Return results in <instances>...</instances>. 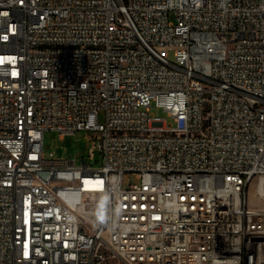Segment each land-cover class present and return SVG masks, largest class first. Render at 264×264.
Masks as SVG:
<instances>
[{
    "label": "built area",
    "instance_id": "obj_1",
    "mask_svg": "<svg viewBox=\"0 0 264 264\" xmlns=\"http://www.w3.org/2000/svg\"><path fill=\"white\" fill-rule=\"evenodd\" d=\"M0 264H264V0H0Z\"/></svg>",
    "mask_w": 264,
    "mask_h": 264
},
{
    "label": "rangeland",
    "instance_id": "obj_2",
    "mask_svg": "<svg viewBox=\"0 0 264 264\" xmlns=\"http://www.w3.org/2000/svg\"><path fill=\"white\" fill-rule=\"evenodd\" d=\"M150 113L166 119L170 122V119L166 116V113L152 103L150 105ZM98 120H103V115H98ZM93 137L84 131L76 132L74 135L59 137L56 132L45 131L43 133V151L45 154L52 152L55 157L64 159H75L77 161L81 159L89 160V148L91 146V140ZM94 159L96 164L100 163L98 153L95 152ZM129 181H134L132 175L125 174L123 176V183L127 184Z\"/></svg>",
    "mask_w": 264,
    "mask_h": 264
}]
</instances>
